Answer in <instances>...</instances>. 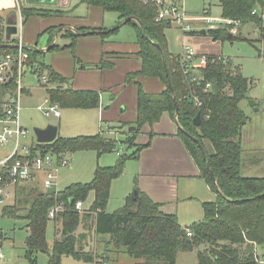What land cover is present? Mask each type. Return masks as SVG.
I'll return each mask as SVG.
<instances>
[{"label":"trees","instance_id":"16d2710c","mask_svg":"<svg viewBox=\"0 0 264 264\" xmlns=\"http://www.w3.org/2000/svg\"><path fill=\"white\" fill-rule=\"evenodd\" d=\"M83 2L88 6L101 8L105 13H117L121 20H128L127 24L136 29L137 44L140 46L138 56L142 66L138 72L128 74L126 82L135 81L138 87L137 120L134 123L135 131H126L129 137L125 139V143L129 147H136L132 142L137 140V135L144 127H152L158 123L164 113L176 117L181 127L179 136L199 169V177L215 193L216 199L203 203L202 221L186 227L179 223L177 215L163 213L158 203L139 190L136 198L134 195L127 198L122 209L107 213L111 184L123 174L125 161L128 159L126 154L120 155L114 166L98 167L90 183L72 184L58 193L41 192L33 197L34 189L29 184L18 186L16 203L3 208L2 215L27 221L29 235L25 250L29 264L36 263L39 252L49 253V264H63V256L101 264L95 254L85 252L82 239H86V234L79 237L75 234L82 224L85 230L90 224L97 236L109 237V243L116 248H122L127 256L143 260L135 264H176L179 253L195 250H198L197 264H260L256 247L264 246V177H246L241 172V135L248 116L240 103L250 92L252 80L244 77L241 69L231 59L219 61L216 56H208V66L200 70L201 78L192 82L168 50L166 30L171 28V24L167 20H157V8L153 4L143 0ZM219 2L223 18L242 21L243 25H255L264 39V21L252 14L255 8H264V0ZM22 13L24 21L31 16L47 18L66 15L63 11L36 8L23 9ZM54 29L46 32L52 34ZM118 31L119 27L87 33L80 30L74 33L66 31L65 36L72 40L71 43L64 47L51 46L49 51L66 48L75 50L78 39L83 35H98L106 42ZM206 33L214 41L220 42L240 38L224 28L207 30ZM4 37L5 29L0 20V45L5 44ZM15 51V46L0 47V57ZM42 56V52L33 51L29 64L33 65L36 73L46 74L50 83L57 84L48 88L52 103L71 109L100 107L98 91L74 90L71 85L67 86L71 80L41 61ZM76 63L81 69L87 66L78 59ZM96 67L110 69L113 63L104 58ZM139 77L159 78L167 88L161 93H147L138 82ZM169 84L172 85L173 92ZM208 84L210 88L207 89ZM61 85L65 87L60 88ZM12 89L13 84L0 85V113L7 93ZM198 114L201 115L200 126L194 124ZM150 135L153 136V132ZM194 138L202 145V149ZM206 141L212 146L211 153L206 148ZM142 148L139 145L132 157H137ZM36 149L42 153L63 155L94 149L102 154L115 151L116 141L107 138L104 133L72 138L58 136L53 143H37ZM38 150H34V153ZM92 192L94 200L91 208L87 213L80 214L75 210L76 203L85 202ZM59 203L65 205V212L57 218L62 222L63 235L60 239H55L50 250L47 242V226L50 221L48 213ZM188 231L192 232L191 236Z\"/></svg>","mask_w":264,"mask_h":264},{"label":"rangeland","instance_id":"374dc122","mask_svg":"<svg viewBox=\"0 0 264 264\" xmlns=\"http://www.w3.org/2000/svg\"><path fill=\"white\" fill-rule=\"evenodd\" d=\"M82 1L83 0H69L71 6L70 8H76L72 18L67 19L66 22L70 23L69 26H75L77 23H82L83 26H80L78 30L87 33V31L90 30L89 26L94 22L101 20L102 16L100 14L99 16H95L93 13L91 14V10L87 5L82 4ZM163 1L165 3V7L167 8H170L172 5L176 6L179 9V14H182L186 19V25H189V29L185 32L182 25L168 21L171 24V28L166 30V35L170 52L175 57H178L182 55L186 46H191L195 50L202 47H209L217 54H222L224 58H230L234 64L241 69L244 77L252 80V97L259 105H261L264 101V39H262L259 29L251 23L243 25L236 33V35H239V39L233 41L226 40L217 44L213 43V46H211L213 42L211 37L208 34L202 33L204 30H208L207 24L204 23L203 18L209 17L214 20L223 19L219 0ZM111 14L107 17L106 24L111 21ZM16 15L18 22L17 37H20L28 46L35 45L34 41L38 40V20L35 19V17L39 16H31L24 23L19 16L18 10H16ZM49 19L53 22H46L48 24L59 23L57 18H47V20ZM59 28L60 24L57 25V29ZM123 28L124 29H120L118 31L115 35L116 37L128 36V34H132V32H134V37H136V32L133 31L132 26L126 25V27ZM63 35H65V32H63ZM100 38V43L103 45V39ZM68 40L69 43H71L72 40L70 38H63L60 36L58 40L59 47H64L66 41ZM89 40L90 39L79 38L75 50L71 48L62 50L55 49L47 53L46 57H40V60L44 61L47 65L52 66L55 70L63 74L64 77L70 78L71 82L66 84L69 86L72 83V79L73 81L75 80L76 71L79 68L78 63H76V59L78 58L82 61V63H84L82 55L87 53L90 47L94 46L88 44ZM43 43L44 41L38 45L42 47ZM35 50L37 49H34L33 51ZM41 75L36 73V75L29 76L25 79L24 84L31 87L33 96L30 97L28 94H23L20 102L21 123L30 132L31 139H36L33 131L35 127L42 128L49 124L60 127L59 136L63 138L93 136L99 134V132L107 133L109 124L104 121L103 117L100 115L93 121L91 117L80 118V112L85 113L81 110L85 109L62 108L59 106L62 114L60 120L53 116H45L44 113L38 109L39 106H47L48 104H46V99L49 98L47 87L42 85L39 81ZM79 76L82 75L80 74ZM52 86H57V84H52ZM63 87H65V85H61L60 88ZM242 106L245 109L251 108L249 102L245 101V99L242 102ZM169 126V124L166 125L165 123L158 124L155 127V132H157L158 129H170ZM140 133L137 135L139 143H142L145 140L149 141V139L152 141V138L155 136L154 135L151 138L147 134L142 133L141 135ZM106 136L107 138L116 141L115 151L99 154L94 149H86L75 153H69V162L60 167L57 184L53 188L46 189L44 187L43 177L41 174L37 176L38 179L36 181L30 183V186L34 189L33 197L41 192L49 191L58 193L64 191L68 186L76 183H90L94 177L95 170L98 167H105V165L114 166L119 160L120 155L125 154L128 159L125 161L124 172L119 178L113 180L111 184L110 198L106 212L113 213L122 209L126 205L127 198L133 196L136 190L142 191L143 189L149 187L148 178L141 175L142 162L137 159L138 157H132L135 153V149L133 147H129V145L125 143V135L118 133L111 135L112 137H109L108 134ZM180 140L186 147L181 137ZM148 141L147 145L141 150L152 147V145L150 146L151 143L148 144ZM132 143L134 146H138L136 144V140ZM205 145L207 150L211 153V144L206 141ZM13 146V142H10L5 146L0 147V160H3L10 155L12 152L11 150H13ZM143 151L140 156L144 153ZM259 175L264 176V172L259 173ZM189 182L196 183L199 181H197V179L189 178H180L179 181L175 179L174 182L168 183L164 186L160 195V197L166 201L167 209L176 213L179 223L183 227L191 226L202 221L204 219L203 202L205 200L216 199V195L211 192L205 184L202 186L193 185L189 187L187 186ZM192 197L193 199H191ZM93 200L94 193L92 192L84 202L85 209L91 208ZM15 203L16 202H13L10 205L12 206ZM0 212L1 214L3 213L2 209ZM87 212L88 210H85V212L80 214H85ZM26 225L27 221L22 218H14L6 215L0 216V229H2L4 233L9 234L7 239L3 241L0 249V253L3 256L2 259H0V264H29L25 250L26 240L29 235ZM56 227H59L58 238L60 239L63 235L61 220H50L47 226V242L50 250L55 241ZM75 234L77 237L82 236V234H86V239H82V246L85 252L95 254L101 264H134V262H136L133 258L123 254L122 248H116L112 243H109V237L95 235L93 230L90 228V224H88L86 230L84 229L83 224L80 225ZM202 248L204 249V247ZM197 251L198 250H195L194 252L179 253L176 264H197ZM259 255L260 259H258L264 261L263 253L259 252ZM49 262V253L39 252L37 254L35 264H49ZM62 263L95 264L77 261L72 256H63Z\"/></svg>","mask_w":264,"mask_h":264},{"label":"crops","instance_id":"0c3cea01","mask_svg":"<svg viewBox=\"0 0 264 264\" xmlns=\"http://www.w3.org/2000/svg\"><path fill=\"white\" fill-rule=\"evenodd\" d=\"M81 3L87 5L83 1ZM22 5L23 9L36 8L40 10H58L66 13V15L60 17H47L57 18V20H59V23L57 24L46 23L53 22L51 19L47 20V18L35 17V19L38 20V40L34 41L35 45L28 46L24 42L23 43L28 47L35 46L37 51L42 52L43 57H46V54L51 52L49 51L51 46H59V37H66L65 35H63V32L66 33V31H69L74 33L76 32V30H78V28H80V26H83L82 23H77L75 24V26H69L70 23L66 22L67 19L72 18L76 8H70L71 6L69 0H22ZM88 8L91 10V14L93 13V15L95 16H99L100 14L102 16L101 20L96 21L89 26V31L99 29H105L109 31L116 27H119V30H122L124 29L123 27H126V25H130L133 27V31L136 32L135 27L131 24L126 23L125 25L121 26L124 20H121L117 13H105L101 8L94 6H88ZM110 14L112 15V19L109 23L106 24V19ZM0 20H2V25L5 29L4 43L14 46V44H16L18 41V32L17 34L12 35L10 40H8L6 36V27L11 24L16 26L18 25L15 0H0ZM26 21H24V23ZM59 24L60 28L57 29V25ZM51 28H55V31H52V34L47 33L46 31ZM80 38L90 39L88 41V44L94 46L90 47L87 53L82 55L84 63H82V61L77 58L82 64H85L87 66L85 69H81L80 67L77 69L75 80L73 81L72 79L71 86L74 90L98 91L100 93L101 104L100 107L96 109L81 110L85 113L80 112L79 116L80 118L91 117L93 121L97 118V116L100 115L101 117H103L104 121L108 122L109 129L107 133H99H104L105 136L108 134L109 137L114 134L122 133L125 135L126 139L127 137H129V135L126 134V131H131L130 128L133 126L135 127L134 123L137 120L138 87L135 81L129 83L126 82L127 75L138 72L142 66V61L138 56L140 46L137 44V36L134 37V32H132V34H128V36H114L106 42L102 40L103 45H101L99 40L100 37L98 35H83ZM42 41H44V43L41 47L38 44ZM212 41L213 42L211 46H213V43L217 44L220 42L214 41L213 39ZM67 43H69V40L66 41L64 46L70 44ZM196 52L199 55L222 56V54H217L209 47L198 48ZM104 58L106 59V61L113 63L112 68L98 69L96 67V65L100 64L101 61L104 60ZM55 71L61 74L57 70ZM196 73L200 74V71H197ZM80 74L82 76H79ZM33 75H36V71L35 73L26 75L25 79ZM61 75L63 76V74ZM138 82L142 85L144 90L150 94L161 93L167 88L166 84L159 78L139 77ZM25 86L26 90L24 94H28L30 97H32L33 94L31 92V87L27 84ZM248 94L252 96V89ZM245 101L248 102L246 98ZM242 102L240 103V106L248 116V121L242 129L241 135V144L243 148L241 172L242 175L246 177H264L262 175H259V173L264 172V101L261 103V105L257 103L256 107L250 106V109H245L242 106ZM61 117L62 114L58 119L60 120ZM176 121V117L173 118L169 113H164L158 123L154 124L152 127H144L140 133L141 135L142 133L147 134L152 138L150 134L153 132V136H155L152 138V141L151 139H149V141L145 140L144 142L139 143L138 139L136 140V144L138 146L140 145L145 147L147 145V141L148 144L151 143L150 146L152 145L151 148L143 149L144 151L141 150L137 154V159L141 160L142 162L141 175L147 177L149 180V187L143 189L142 192L148 195L155 203H158L163 213L174 215H176V213L168 210L166 201L160 197L161 191L166 184L174 182L175 179L179 181L180 178L197 179V181L199 182H189L187 186H202L203 184H205L206 187L211 191L206 182L199 177V169L197 165L194 163V161L192 160L193 158H191L188 150L180 140L179 127L177 126ZM161 123H165L166 125L169 124L170 129H158L157 132H155V127ZM123 124H125L126 126H124ZM59 130L60 127H58V136ZM168 136L175 138H171ZM29 141L30 143H34L35 141H37V139L30 138ZM138 146L133 147L135 149V152ZM142 151L144 153L140 156ZM105 167L109 166L105 165ZM30 183L27 184L30 185ZM191 199H193V197ZM210 201L214 200H205L204 202ZM89 209L90 208H87L86 210ZM0 216H2V214H0ZM58 228L56 227L55 229V239L58 238ZM259 252H262L264 256V246L256 247V255L260 259ZM134 260L136 262L143 261L136 259ZM136 262H134V264ZM259 262L260 264L264 263V261L262 260H259Z\"/></svg>","mask_w":264,"mask_h":264},{"label":"built area","instance_id":"2783aa9c","mask_svg":"<svg viewBox=\"0 0 264 264\" xmlns=\"http://www.w3.org/2000/svg\"><path fill=\"white\" fill-rule=\"evenodd\" d=\"M145 3L153 4L157 8V20H167L178 23L183 26L186 32L189 25H186V19L179 14V9L172 5L170 8L165 7L163 0H143ZM16 10L24 22L22 13V0H15ZM264 21V8H255L253 13ZM207 24L208 30H217L220 28L228 29L236 34L243 26V22L232 19H212L203 18ZM18 30V27H17ZM16 51L0 57V85L13 84V89L7 93V98L2 105L0 113V147L13 142V150L7 158L0 160V210L11 203L15 202L16 189L18 186L34 182L38 179V175L43 177V184L46 189H51L57 184L59 169L61 166L69 162L67 154H55L53 152L42 153L36 149L37 141L30 143V132L21 124V98L26 90L24 84L26 75L35 73L33 65L29 64L30 55L35 47L25 46L22 39L18 37V41L14 44ZM219 61H225L226 58L218 57ZM181 64L184 74L191 78L192 82H197L201 76L197 71L205 69L209 63L208 55H199L191 46H186L182 55L176 58ZM11 82L8 84V82ZM40 82L48 88H53L49 82L48 76L41 75ZM210 84L207 85V89ZM47 106H39L38 109L45 116H53L60 118L61 110L59 104L52 103L49 98L46 99ZM34 150H38L34 153ZM75 210L79 213L85 212L84 202L78 201ZM65 212L64 203L55 205L49 210L48 217L50 220H56L58 216ZM1 214V212H0ZM191 236L192 232L188 231ZM9 234L0 229V249L3 241L7 239ZM0 253V259H2Z\"/></svg>","mask_w":264,"mask_h":264},{"label":"water","instance_id":"95a60500","mask_svg":"<svg viewBox=\"0 0 264 264\" xmlns=\"http://www.w3.org/2000/svg\"><path fill=\"white\" fill-rule=\"evenodd\" d=\"M139 24H141L138 20H136ZM128 22V20H124V22L121 24V26L125 25ZM18 30H17V26L16 25H8L6 27V36L7 39L10 40V38L12 37V35L17 34ZM203 34H207L206 31L204 30L202 32ZM231 36V35H230ZM156 46L159 47V45L156 44ZM1 48H6V47H11V45L9 44H1L0 45ZM11 82V80L8 82V84ZM169 88L170 90L173 92V87L171 84H169ZM245 98L248 100L250 106L252 107H256L257 102L252 98V96L250 94H246ZM176 102V99H175ZM190 103H193V100H190ZM204 106H202L203 108ZM201 123V115L198 114L195 119H194V124L196 126H200ZM177 126L179 127V129L181 128L178 121H176ZM136 127H131L130 130L131 131H135ZM34 134L36 136L37 142L41 143V144H50L53 143L54 141L57 140L58 138V127L54 126V125H47L44 128H39V127H35L33 129ZM194 141L198 143V145L200 146V148L202 149V145L199 143V141L197 139L194 138ZM213 177V174H212ZM138 196V192L137 190L134 193V197L136 198Z\"/></svg>","mask_w":264,"mask_h":264}]
</instances>
